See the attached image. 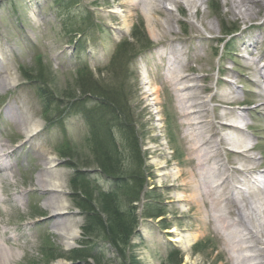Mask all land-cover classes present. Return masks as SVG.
Here are the masks:
<instances>
[{
	"label": "rangeland",
	"instance_id": "rangeland-1",
	"mask_svg": "<svg viewBox=\"0 0 264 264\" xmlns=\"http://www.w3.org/2000/svg\"><path fill=\"white\" fill-rule=\"evenodd\" d=\"M247 6L253 12L250 18L244 15ZM247 6H233L232 11L224 0H200L195 5L164 1L159 10L171 15V30L152 31L149 21L154 15L134 0H0V146L9 151L12 170V175L0 171V234L16 251L7 264H98L95 258L72 257L71 251L81 248V243L95 246L100 264H118L104 238L85 241V214L71 196L70 179L75 172L105 190H114L116 183L92 163L94 157L86 145L89 131L83 108L91 107L97 97L78 89L81 64L88 66L90 80L99 85L115 86L122 80L119 87L138 137L146 178L140 200L135 202L137 224L126 247L128 254L141 264H171L169 256L179 264H232L224 237L214 229L202 202L177 201L182 194H189L177 186L195 160L186 162L192 156L189 132L180 115L177 91L165 75L168 59L181 58L186 68L183 73L195 78L192 82L205 99L212 93L234 91L230 97L239 105L207 100L205 107L210 115L214 110L246 114L241 123L236 122V114L217 118L216 123L237 124L243 135L242 148L255 146L248 154L250 162L258 165L252 183L257 186L255 178L264 179V111H256L261 98L254 83L258 77L254 67L264 74V2ZM155 19L164 21L161 14ZM125 40L127 51H122L117 63L118 45ZM252 60L255 66L245 68ZM39 69L41 77L35 78ZM24 71H30L27 74L32 79L25 78ZM7 74L14 75L15 81L5 83ZM260 82L264 86V78ZM39 85L59 96V102L48 97L53 107L46 114ZM204 85L207 89L201 90ZM74 94L73 99L68 97ZM79 99H83L79 104H70ZM27 119L40 123L39 131L29 138L24 132ZM116 123L111 121L103 134H109L125 156L124 139ZM105 127L108 124L103 122ZM219 131L237 132L232 128ZM68 145L75 146L74 157L59 154L58 148ZM223 146L220 158L230 159L229 150L241 149L230 142ZM50 155L54 156L53 169L66 183L63 196L69 206L59 217L45 204L50 194L37 184V175ZM124 156L119 177L127 179L131 167ZM227 166L232 169L241 163ZM235 179L231 184L242 191V176ZM121 192L117 188L116 200L124 210L127 205ZM151 209L161 215L145 216ZM232 217L237 218L234 213ZM65 221L80 230L69 247L55 230L56 223ZM50 253L60 256L49 257Z\"/></svg>",
	"mask_w": 264,
	"mask_h": 264
},
{
	"label": "bare ground",
	"instance_id": "bare-ground-1",
	"mask_svg": "<svg viewBox=\"0 0 264 264\" xmlns=\"http://www.w3.org/2000/svg\"><path fill=\"white\" fill-rule=\"evenodd\" d=\"M136 5L143 4L150 10L154 18L149 21L152 31L156 29L163 31L171 30L168 20L171 19L169 13H163L159 7L164 1L170 4L178 5L180 2L186 5H195L200 0H134ZM229 5L230 10L233 6L238 5H256L264 0H224ZM232 7V8H231ZM245 17L250 18L253 15L252 10L247 6ZM156 14H161L164 21L155 19ZM167 23L166 25H164ZM156 33V32H155ZM256 61L252 60L246 64L247 69L255 66ZM166 81L174 85L177 94L176 98L179 103V111L185 120L189 137L188 148H190L192 156L186 159L191 164L190 169L185 171V177L181 179V183L177 186L180 190L188 191V196L179 197L177 201L198 200L202 202L206 208V214L212 221L214 229L221 232L226 248L229 251V257L232 264H264V181L262 184L258 181L257 186L252 184L253 173L259 172L258 165H253L251 156L248 154L255 147L242 148V136L237 130V124L216 123L217 118H223L228 115L236 114L237 121L242 122L246 114L233 113V111H224L217 113L214 110L213 115L207 113V100L218 101L221 104L232 106L239 105V101L230 97V93L218 94L212 93L208 99H205L198 93V85L192 81L195 78H189L183 72L186 70L182 59L170 57L167 63ZM254 71L258 77L254 81L259 88L257 95L261 98L256 104V111H264V86L260 82V78H264V74L257 67ZM5 83L15 81V76L7 74L3 78ZM147 83V82H145ZM207 86H202L201 90H206ZM157 89L152 90L156 92ZM24 127L25 137L29 138L36 134L40 129L38 120L31 121L27 119ZM226 128L236 130L235 134L230 135L227 132H221ZM264 131V127L262 128ZM234 143L238 146V150H229L230 159L220 158L221 150L225 143ZM8 151H4L0 146V171L5 170L7 174L12 175L10 163L7 159ZM227 163H241V167L232 166L229 169ZM43 172L37 175V184L40 190L48 192L50 195L45 200V204L50 208L51 213L59 217L67 212L68 202L64 198L65 181L61 179L54 167V156L50 155L44 162ZM180 171H177V173ZM242 176V191L236 190V186L231 181L236 180L237 176ZM169 176V174H166ZM2 178H0V182ZM252 181V182H251ZM174 189L175 185L170 184ZM175 186V187H174ZM20 200V198H18ZM230 203V204H229ZM237 218L232 217V214ZM56 232L61 236L66 246H71L78 237L80 230L72 222H58ZM16 251L3 241L0 234V264H7L13 258Z\"/></svg>",
	"mask_w": 264,
	"mask_h": 264
},
{
	"label": "trees",
	"instance_id": "trees-1",
	"mask_svg": "<svg viewBox=\"0 0 264 264\" xmlns=\"http://www.w3.org/2000/svg\"><path fill=\"white\" fill-rule=\"evenodd\" d=\"M135 31L136 29L131 33L133 38L136 37ZM128 44V41L125 40L118 45V55H116L117 59H115L117 63L119 56L124 53L122 51H127ZM28 72L30 71H24L23 75L28 79H32V76L27 74ZM41 73L42 71L39 69L38 73L33 75H35V78H40ZM77 74V86L80 93H89L97 97L91 107L83 109L84 119L87 122L89 131L85 141L94 157L92 163L106 176H113L112 178L116 182L115 189L109 191L91 184L89 180L85 179L78 172H75L71 177V196L76 206L85 214L82 235L87 238L86 242L90 241V237L97 239L104 238L114 250L118 264H141L137 258L128 254L126 247L129 245L130 236L137 224L135 218L137 204L135 202L140 200V193L146 176L144 175V162L141 160L140 147H138L137 143L138 137L131 121L128 119V112L126 111L128 107L127 99L122 88L119 87V84H122V80L115 86L110 84L106 86L99 85L95 81L90 80L92 73L86 64L79 65ZM39 88L41 96L44 99V113L46 114L49 112V108L53 107V103L49 102L48 97L53 102H59V96L49 94L50 88H44L42 85H39ZM68 97L73 99L75 94ZM82 100H74L70 104L73 105ZM55 105L60 107V104ZM115 120H117L116 127L122 132L125 143L122 146L127 152L125 156L128 157L131 167V173L127 179L119 177V174H121L120 165L124 159L123 152L120 151L118 143L110 139L109 134H103L110 129V122ZM52 121V119H49V122ZM103 122H105V125L108 124L107 128H103ZM58 150L59 154L66 157H74L73 153L76 154L75 146L59 147ZM117 188H121L122 196L120 197L124 199L127 205V208L124 210L119 209L120 207L116 200ZM94 202L97 206L94 205ZM144 215L156 217L161 215V213L151 209L145 212ZM93 248L95 246L81 243V248L72 250L71 255L74 258H83L84 260L88 257L95 258L98 264H100V259L94 253ZM50 256L55 258V256L59 257L60 255H52L50 253ZM168 259L171 264H179V262H175L170 256ZM85 262L87 263V261Z\"/></svg>",
	"mask_w": 264,
	"mask_h": 264
}]
</instances>
